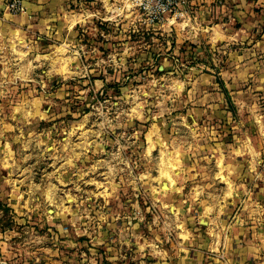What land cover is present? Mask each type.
I'll list each match as a JSON object with an SVG mask.
<instances>
[{
    "label": "rangeland",
    "instance_id": "rangeland-1",
    "mask_svg": "<svg viewBox=\"0 0 264 264\" xmlns=\"http://www.w3.org/2000/svg\"><path fill=\"white\" fill-rule=\"evenodd\" d=\"M29 2L0 33V264H157L179 223L249 210L264 27L207 45L133 0Z\"/></svg>",
    "mask_w": 264,
    "mask_h": 264
},
{
    "label": "crops",
    "instance_id": "crops-1",
    "mask_svg": "<svg viewBox=\"0 0 264 264\" xmlns=\"http://www.w3.org/2000/svg\"><path fill=\"white\" fill-rule=\"evenodd\" d=\"M187 1L182 15L168 17L164 29L185 28L188 32L197 28L207 45H215L217 41L235 40L241 37L240 33L247 35L264 27V0ZM22 2L26 14L31 5L29 0ZM25 18L15 19L7 11L5 0H0V33H11L13 23ZM249 173V180L260 177ZM243 176L233 174L232 182L239 180L242 184L245 182ZM254 192L256 195L249 210L244 208L243 212L236 213L231 223L230 218H221L222 210L205 212L202 223L194 224L191 219L179 223L174 250L171 248V252L159 257L157 264H264V188Z\"/></svg>",
    "mask_w": 264,
    "mask_h": 264
},
{
    "label": "built area",
    "instance_id": "built-area-1",
    "mask_svg": "<svg viewBox=\"0 0 264 264\" xmlns=\"http://www.w3.org/2000/svg\"><path fill=\"white\" fill-rule=\"evenodd\" d=\"M134 6L143 16L147 27L163 25L168 17L180 16L187 6V0H133ZM7 11L13 15L25 14L22 0H5Z\"/></svg>",
    "mask_w": 264,
    "mask_h": 264
},
{
    "label": "bare ground",
    "instance_id": "bare-ground-1",
    "mask_svg": "<svg viewBox=\"0 0 264 264\" xmlns=\"http://www.w3.org/2000/svg\"><path fill=\"white\" fill-rule=\"evenodd\" d=\"M159 139V138H158ZM158 142V144H159V141H157Z\"/></svg>",
    "mask_w": 264,
    "mask_h": 264
}]
</instances>
